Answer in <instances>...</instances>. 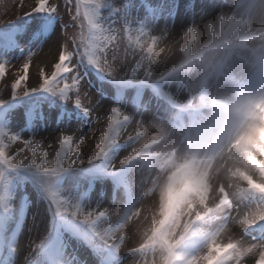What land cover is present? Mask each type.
<instances>
[{
  "label": "snow or ice",
  "instance_id": "6c2138e0",
  "mask_svg": "<svg viewBox=\"0 0 264 264\" xmlns=\"http://www.w3.org/2000/svg\"><path fill=\"white\" fill-rule=\"evenodd\" d=\"M97 3L98 0H75L73 5L72 0H64V11L71 17L72 27L79 30L78 35H69L68 28L62 30L64 43L59 46L58 59L53 64V70L46 73L41 69L38 86L31 88L27 86L32 57L30 55L15 73L10 95L15 100L19 96L42 92L70 100L85 116H92L93 122L99 124L100 128L76 138L72 135L58 136L57 147L54 150L55 159L50 165L48 154L41 152L38 145L0 131V165L17 167L19 165H16L15 161L23 157L30 167H35L44 175H55L62 171L66 164H71L87 154L84 151L86 141L87 146H95L93 153L96 159L106 157L117 144L127 142L136 146L144 141L142 146L135 147L124 163L134 159H146L153 161L155 168H167L168 174L158 191V207L154 213L144 216L139 246L132 251L146 254L140 264H177L176 248L193 224L216 208L233 209V201L230 199L232 190L247 191L264 197V151L257 145L256 130H249L236 143L238 159L234 163L226 164L222 175L218 173L219 178H214L210 166L191 171L187 161H177L174 155L154 151L162 140L158 138L145 140V132L140 122L135 123L133 135L128 131L132 124L130 116L120 108L113 107L106 114L97 112L93 115L92 100L82 83L87 73L80 70L81 66L87 65L103 77L121 83H130L133 77L143 70L144 80L149 82L150 72L144 68V63L158 54L157 46L162 39L160 36L152 35L144 23L131 15L130 0H125L121 8L117 9L118 18L124 21V25L119 30H106L96 21L94 7ZM209 6L213 9L220 8L221 0H209ZM145 7L153 17L157 15L156 9L147 5ZM59 8V3H52L50 0H34L30 5V11L25 12L23 16H31L32 13L52 15L57 13ZM144 21H149V17H144ZM226 23L223 18L219 21L221 35L225 32ZM209 28L213 34L216 33L214 24H209ZM138 50L142 51L143 55L139 56L135 67L131 69V75H128L124 65L128 56L135 55ZM7 71L8 65L0 62V79L5 77ZM117 72L125 74L117 77ZM155 83L158 82H153L154 85ZM160 91L161 95L172 99L166 92ZM85 100L88 103H84ZM13 145L17 147L13 149ZM229 151L231 152V149ZM38 152H40L38 156L29 154ZM50 196L57 213L68 211L63 206V201L57 200L53 193H50ZM71 215L79 216L82 222L90 224L94 219L104 217L106 213L104 211L80 213L73 210ZM140 215L141 212L137 210L126 219L119 231L115 234L104 233L100 235V239L122 248L125 243L122 232L126 224L133 216L139 218ZM145 220L149 222L147 226ZM233 225L241 232L255 229L257 226L264 229V203L236 214ZM231 227L226 226L213 235L208 240L205 251L188 261V264H248L245 257L249 256L256 257L255 264H264V243L257 242L255 237L249 240L238 238L232 234Z\"/></svg>",
  "mask_w": 264,
  "mask_h": 264
},
{
  "label": "rangeland",
  "instance_id": "374dc122",
  "mask_svg": "<svg viewBox=\"0 0 264 264\" xmlns=\"http://www.w3.org/2000/svg\"><path fill=\"white\" fill-rule=\"evenodd\" d=\"M154 1L155 4L153 8L157 10V15L152 17V20L149 18L147 22L144 21V17H146L145 13L142 11H138L137 13L130 7L131 15L137 18L139 22L144 23L145 27L151 31L152 35L166 39L170 38V34H179L185 31L189 26L206 27L209 31H212L209 28V24H214L216 32L219 31V21L216 20V18L220 9L211 8L209 6V0H187L184 3L183 0H177L176 13L172 11L171 7L168 8L170 5L167 0ZM50 2L59 3L60 5L57 11L59 20L53 32L49 36L41 38L36 34V31L39 30L40 24L44 21L42 14L32 13L31 16H23L25 12L30 11V5L34 3V0H0V29H6L12 24H24L26 18L32 19V23L28 25V32L23 39L18 42L17 51L12 53H0V62L8 65L7 74L3 79H0V101H2V103H7L11 99V83L14 82L15 73L19 71L22 64L30 55H32V57L28 73L29 79L27 81V86L29 88L38 86V76L41 69H44L46 73H50L53 70V64L58 59L59 46L64 43L62 30L68 28L69 35H78L79 30L72 27V19L64 11V0H50ZM124 3L125 0H98L97 5L94 7L97 23L108 31L119 30L124 25V21L118 18V13L116 14L115 11L117 12V9H120ZM21 4H23L22 7ZM156 5L157 7L155 8ZM224 10L227 11V8L225 7ZM213 21H215V23H213ZM133 39H135L134 33ZM121 55H123V48H121ZM140 55H143V52L138 50L135 55L128 56L127 63L124 65L128 75H131V69L135 67L136 60ZM147 64L148 62L145 61L144 68H147ZM80 70H83L82 66ZM124 74V72H120V75ZM142 74L143 70L139 71L132 80L144 79ZM82 83L92 100L93 115L97 112L106 114L115 107L109 101L106 86H98L88 75L85 76ZM228 89V86L221 87L216 93V96L222 97L227 95ZM100 91L106 93L107 96L103 97L99 93ZM163 92L171 96L176 104L194 107V98L190 92H182L177 89L175 85L164 86ZM48 101L49 104H40L42 118L36 117L32 120L30 126H25L23 122L25 119L23 112L35 102L33 99H25L18 109L8 114L2 131L7 135H14L21 140H28L38 145L41 152L48 154L50 165L51 161L55 159L54 150L57 147L56 138L58 136L72 135L76 138L77 136L86 135L90 131H96L97 128H100V125L93 122L92 116H85V114L79 108L75 107L70 100H63L59 96H54ZM196 102L198 103V101ZM84 103H88V101L85 100ZM61 108L66 111L77 112L79 116H73L72 119H68L66 116L62 119H58V117L55 118V114ZM119 108L130 116L132 124L129 126L128 131L132 132L133 135L136 128L135 123L159 121L163 122L167 127L164 130V139L157 147L159 149H164L177 144L178 133L171 132V126H168L166 122V117L171 116L172 113H169V110L162 102L145 96L143 105L139 109L132 107L127 102L123 103ZM142 142L143 141L136 146H142ZM131 146L130 151L121 150L119 152H110L106 158L107 170L115 168L123 159L130 155L136 147L133 144ZM12 147L15 149L17 146L13 145ZM94 147V145L87 146L86 141L84 151L87 154L77 161L65 165V168L69 167L72 171L69 173L65 183L60 184L58 188L59 201H63V206L68 209L66 212L61 211L60 216L68 220L74 217L71 215L73 210H78L80 213H87L89 211H104L106 213L104 217L99 218L97 227L90 231V241L92 244L95 243L99 245V251L96 253L95 257H89L88 263L106 264V258L101 256L103 255L101 247L109 242L100 239V235L107 232L115 234L123 227L126 220L117 229H112L115 231H107L105 225L112 223V221L118 217L120 211L115 212L118 208L117 204L110 201L108 187L101 184V182L97 183V192L95 191L96 193L91 198L83 194L84 182L87 177L83 176L80 169L91 167L103 158H95L93 153ZM29 154L38 156L40 152ZM15 164L19 165L17 167H20L22 171L11 173L7 177L8 187L14 188V193L9 196L7 200L10 213L6 218L5 224L10 223V226L7 225L6 230L3 232V234L11 237V239H15V252L13 257L4 256L1 259V263L36 264L40 259L44 238L49 231L52 217L51 209L44 196L26 174V172L38 170L35 167H30L23 157L18 158ZM156 179V168H154V171H149L148 168L140 169L137 167L128 176L127 181L136 194V201L127 218L133 215L137 210L141 212V215L139 218L133 216L126 224L122 232L125 236V243L122 245V248H118L117 258L112 264H140L141 260L145 258V253L132 251V249L138 248L139 246L140 231L142 230L145 214L142 209L145 207V204L151 200L149 193L154 187ZM52 181L53 179L51 177L43 175L39 177V183L43 188L48 187ZM100 186L101 188H99ZM24 192L28 193L30 197L26 222L25 218H21L24 212L22 211L18 214V197ZM230 199L233 201V209H226L224 207L214 209V211L207 216L206 222L203 223L201 230L210 235L211 231L217 229L220 223L221 227L217 233L222 231L226 226L231 225L232 227L230 230L234 236L249 240L251 239L249 235L254 233V229H248L249 231L247 233L244 231L241 232L238 227L233 225V220L236 214H241L244 211H248L264 203V197L247 191L232 190ZM229 217H232V219H229ZM76 218L80 217L76 216ZM15 222L18 223L17 228L12 227ZM256 241L264 243L262 237ZM69 246L70 244L68 243V247ZM80 246L81 244L77 243V247L82 249L81 253L72 251L71 254L73 253V257L67 260L63 259L62 262L64 264H85L84 260L88 251L85 247ZM71 249H76V246L72 245ZM205 249L206 247L194 257L201 255ZM103 258L104 261L102 262L101 260ZM245 260L248 261V264H255L256 257H245ZM185 264H188V262Z\"/></svg>",
  "mask_w": 264,
  "mask_h": 264
},
{
  "label": "clouds",
  "instance_id": "9594fccd",
  "mask_svg": "<svg viewBox=\"0 0 264 264\" xmlns=\"http://www.w3.org/2000/svg\"><path fill=\"white\" fill-rule=\"evenodd\" d=\"M221 5L216 20L227 21L223 35L189 26L162 38L158 54L147 64L148 83L175 85L192 94L195 108L205 109L202 118L186 124L176 145L159 149V144L154 151L187 161L191 171L210 166L214 178L238 159L236 143L249 130H256L257 145L264 151V0H221ZM224 86L231 91L217 97ZM142 127L145 140L163 141L167 127L163 122L142 123ZM156 170L151 200L142 209L145 217L156 211L158 191L168 174L167 168ZM148 223L145 220V226Z\"/></svg>",
  "mask_w": 264,
  "mask_h": 264
}]
</instances>
